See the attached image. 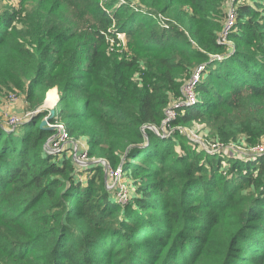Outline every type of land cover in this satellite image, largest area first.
Here are the masks:
<instances>
[{"label": "trees", "instance_id": "obj_1", "mask_svg": "<svg viewBox=\"0 0 264 264\" xmlns=\"http://www.w3.org/2000/svg\"><path fill=\"white\" fill-rule=\"evenodd\" d=\"M27 1L0 13V99L59 94L50 122L133 190L122 204L103 163L48 154L42 111L0 126V264H264V154L228 145L264 139V0H237L234 48L219 42L228 0ZM197 64V102L168 125L205 122L214 155L162 131Z\"/></svg>", "mask_w": 264, "mask_h": 264}, {"label": "rangeland", "instance_id": "obj_2", "mask_svg": "<svg viewBox=\"0 0 264 264\" xmlns=\"http://www.w3.org/2000/svg\"><path fill=\"white\" fill-rule=\"evenodd\" d=\"M236 2H237V0L233 4V8H235V9H236V5H237ZM19 5H21L22 7L31 8L28 4V1L25 2V0H0V13L3 14L7 9H14V8L18 7ZM225 6H226L225 10L228 11V8L230 6L228 1H227ZM236 12H237V10H236ZM235 21H236V19H235ZM159 22L162 23L161 21H159ZM172 23H173V25H177V22L174 20ZM168 25L170 27L171 22H168ZM235 30L236 29L234 28V26H231V28L228 32H233ZM219 35H221V32ZM221 41L224 42L225 40L222 38ZM227 41H229L228 43H230V44H228ZM224 44H227L231 48H234V47H232V46H234V44L232 43V41L230 40L229 37L226 39V42H224ZM211 56L216 57L215 54H212ZM222 56H218L216 58L220 59V58H222ZM197 67H199L198 64L193 67L191 74H192V72L195 71V69ZM199 68L205 69V65H202ZM198 71H200V70H198ZM202 71H204V70H202ZM190 77H191V75H188V74L183 77L182 87H185L184 85L189 82ZM196 87H197V85H196ZM177 99H179V98H177ZM174 100H176V99H174ZM176 102H174V103H176V104L180 103L181 104L183 101L176 100ZM184 102H187V101H184ZM188 107H190V106H188ZM51 108H55L56 112H55L54 117H56L60 113V111L63 109V103L59 101V96L56 100L52 91L49 92L48 98H47V94H46V99L40 106H38L34 110H31V108L27 104L25 95L22 93H19V90L12 88L10 90H7L5 92V94L3 96H1V99H0V126L3 127L4 129H9V130H13L16 127L19 128V126H14L13 124H11L12 123L11 121L12 120L17 121V122L23 121V123H24L26 121L31 120L35 115H37V113L39 111L46 113L47 116H45L44 119H47L48 116L51 115L50 114ZM28 113L33 114L30 119H27ZM49 121L50 120H48V123H49ZM172 121H174V119L171 120V123H172ZM19 125H21V124H19ZM151 127H153V130L155 129L154 126H151ZM162 131H164L163 133H169L170 132V134L174 131H178L179 133H181L185 137H187L189 140H191L195 143L197 142L198 143L197 145H199L201 147H205V148H208L211 145L215 146V144H217L214 140H212L211 134L208 132V129H207L205 122L204 123H198V122L194 123L193 122L192 124L176 125V126L168 125V126L163 127ZM160 133H161L160 130L157 129V134H160ZM82 137H84V136H82ZM76 140H78L80 142L81 138H77ZM86 144H88V140H86ZM185 144H186V142L184 140L179 142V145L181 147H182V145H185ZM217 145L221 146L220 144H217ZM228 145H229V148L230 147L234 148L236 151H239L240 154L241 153L249 154L250 152H259L261 154H264V139H263L262 145H260L259 147L258 146L251 147L250 151L247 149V146H245V145H238L235 143H230ZM179 151H180V149H179ZM181 153H183V152H181ZM207 153L209 155H212V153H209V152H207ZM97 159H99V158H97ZM118 168H121V167H118ZM121 171H122V169H121ZM109 184L116 186L115 181H113L112 179H109ZM130 186H131V182H127V180L124 178V176L122 175V172H121V177L117 181V187H112L113 188L112 191L114 190L113 193L118 198V200L122 201L121 202L122 204H127L130 200V196H131V193L133 190L132 187H130ZM157 195H160V192H158ZM157 213H160V212H157Z\"/></svg>", "mask_w": 264, "mask_h": 264}, {"label": "built area", "instance_id": "obj_3", "mask_svg": "<svg viewBox=\"0 0 264 264\" xmlns=\"http://www.w3.org/2000/svg\"><path fill=\"white\" fill-rule=\"evenodd\" d=\"M235 1L236 0H228V3L230 4V6L227 11V18L225 20L223 30L221 31V35L219 37V42L221 43L226 42V39L228 38V35L230 33L228 31L230 30L231 26H234L235 24L236 9L233 8V4ZM160 21L166 27H169L168 19L164 17L163 15L160 16ZM222 38L225 40L224 42L221 41ZM228 42L229 41H227V43ZM202 65H200L199 67H201ZM199 67H197L195 71L192 72L189 82L184 85L185 87H181V93H182L181 97H179V99H176V100L183 101V102L181 104L180 103L176 104L177 103L176 100H173L172 102L173 103L176 102V103L173 104L171 102L170 106L167 108L166 118L163 121L164 127L168 126V124L171 123V120L176 117L177 108H185L188 106H192L193 104L197 102V94L195 91L196 89L195 87L202 77V74H203L202 70H204L203 68H199ZM184 101H187V102H184ZM32 115H33L32 113H28L27 119H30ZM11 122H12L11 124H13L14 126H18L19 124L23 123V121L17 122L14 120H12ZM48 125L54 126L55 127L54 130L56 131V133L53 136H51L45 144V150L48 154L63 155L65 154L66 150L69 149L68 151L69 155L72 157V159L74 160V163L79 169H85V167H87L88 165L94 162H101L105 165L106 173L109 179H112L113 181H115L116 186H113L109 184V179H108V182H107L108 187L109 188L117 187V181L121 177V172H122L121 168L113 169L103 159H98V160H96L95 158L91 159L88 153L89 147L85 145L84 143L85 141L81 140L79 142L78 140H76L75 137L70 135V133L67 131L66 124L63 121H60V120H56L55 122L49 121ZM168 134L170 135V132L164 133L163 136H168ZM217 144H220V143H217ZM217 144H215V146L211 145L208 148H205V147L204 148L206 149L207 152L214 154L218 152V150H220L221 147L224 146L223 144H220L221 146H218Z\"/></svg>", "mask_w": 264, "mask_h": 264}, {"label": "water", "instance_id": "obj_4", "mask_svg": "<svg viewBox=\"0 0 264 264\" xmlns=\"http://www.w3.org/2000/svg\"><path fill=\"white\" fill-rule=\"evenodd\" d=\"M55 112H56L55 111V108H51V110H50V114L51 115H49L47 119H43L42 122H41V124H40V126L42 128H47V129H52V130L55 129L54 126H49L48 125V120L52 119L55 116ZM151 128L153 129V127H151ZM154 130L157 133V129L155 128Z\"/></svg>", "mask_w": 264, "mask_h": 264}, {"label": "crops", "instance_id": "obj_5", "mask_svg": "<svg viewBox=\"0 0 264 264\" xmlns=\"http://www.w3.org/2000/svg\"><path fill=\"white\" fill-rule=\"evenodd\" d=\"M57 92H58V91H57ZM58 96H59V94H58ZM81 140H84V141H85V142H84V143H85V145H86L87 147H89V146H88V144H86V140H87V138H86V137H82V138H81Z\"/></svg>", "mask_w": 264, "mask_h": 264}]
</instances>
